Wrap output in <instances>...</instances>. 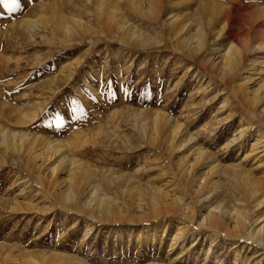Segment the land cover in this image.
Here are the masks:
<instances>
[{
    "label": "rangeland",
    "instance_id": "rangeland-1",
    "mask_svg": "<svg viewBox=\"0 0 264 264\" xmlns=\"http://www.w3.org/2000/svg\"><path fill=\"white\" fill-rule=\"evenodd\" d=\"M131 1L0 6V264H264L260 245L196 228L234 201L226 176L197 191L214 164L264 185V0ZM157 116L182 128L178 150Z\"/></svg>",
    "mask_w": 264,
    "mask_h": 264
},
{
    "label": "bare ground",
    "instance_id": "bare-ground-1",
    "mask_svg": "<svg viewBox=\"0 0 264 264\" xmlns=\"http://www.w3.org/2000/svg\"><path fill=\"white\" fill-rule=\"evenodd\" d=\"M135 1H138V0H135ZM130 2H132V1L130 0ZM131 6H132V4L130 5V7ZM132 8H134V7L132 6ZM134 9H137V8H134ZM111 13H112L113 16H116V17L118 15L115 12V10H112ZM113 19H114V17H113ZM129 30L133 33L134 30H135V28L132 27V26H130L129 27ZM199 32H200V29H199ZM126 33H127V31H126ZM134 34H136V33H134ZM199 36H200V38L199 37H195L196 38L195 41L197 43V44H195V46H199L200 43H203L204 42L203 41V37H201V35H199ZM191 40H193V37L190 38V39H187L186 42L187 41L189 42ZM200 47H202V46L200 45ZM200 47H196V48H199L200 49ZM260 47H264V43L262 45L260 44ZM245 48H247V41H246V39L241 42L240 47L237 44L234 45L233 43H231L230 45H228V47L226 49V52L224 54V57H223L224 58V61L222 63V71H223V73H225V74L231 73L238 66V64L241 63V60L243 58L241 59L240 54L242 56V52L241 51L242 50H245ZM216 63H218V62H216ZM242 76H243V74L240 73L239 77H242ZM263 87H264V83L261 86V88H263ZM253 96H254L253 97V101L251 100L252 101V104H258L260 102L259 94H257V92H256L255 95H253ZM253 106H255V105H253ZM257 116L258 115H256V117ZM259 116L261 117L260 118L261 120L259 122L262 124V126H264V110L260 111ZM157 118H158V116L156 117V119ZM166 122H165V120H163V121L160 120L159 121L157 119L156 120L155 127L156 128H161V129L164 128L166 130L165 133H167V135L164 138V142L169 145L168 148H170V150H178L180 148V146H181V143L184 142V140H185L182 137V134H181L182 133V128L179 126V127L175 128V129H173V127H170L169 125H167ZM263 132H261V134H259V137H260V139H263V141H264V134H263ZM262 134H263V136H262ZM261 142L262 141H260L259 143L261 144ZM12 144H15V142H12ZM53 148L56 149V150H61L62 147L60 145H55ZM200 159H204V157H203L202 154L197 158L196 163L198 161H200ZM215 161L216 160L214 159L213 160V163ZM194 165H195V163H186V164L182 165V162H181L180 163V166H179V170L181 171L180 172V175L186 176L187 174L191 173L192 172L191 170H193ZM226 172L229 173V175H227ZM218 173L221 174L220 175V178L219 179H217V178L214 179L212 176H214V175H216ZM222 176H226L227 177L226 181L228 182L226 184L230 185V187L233 185L232 186V187H234L233 189L236 190V191H233L232 190L233 192H231L232 195L234 196L233 197L234 198V201L233 200L232 201L235 202V204L233 202L231 203L232 206L230 204H228V205L231 206V210H228V209L222 210L219 207H217L215 209L214 208H210V209L207 208V209H205V213L201 214V216H200L201 217V220L197 224V227L196 228L202 229L203 227H206L207 228L206 230H208L210 228L211 229L212 228H218L219 230L223 231L227 235L233 236V235L236 234L235 236H239V237L243 238L246 241H249V242L251 241L252 243H255L257 245H260L264 249V214H261L262 212L260 213L261 216L259 215L260 217H257V220H259L258 222H257V220H252L250 218V216H249V211L250 210H252L253 212H256V211H261L260 209H263L264 208V185L261 184L262 182L255 181L256 179L254 180V178L252 176H250V174H246V173L242 172L239 168H236L234 166H231V167H228V168H222L219 164H214V166L211 167V171L204 174V177L205 178L203 179V181L200 182L197 191L198 192H200V191L202 192L204 189H206L207 186H210L209 187L210 188L209 190H213L214 191L216 187H219L218 186L219 184L223 183L222 182L223 180H221L222 179ZM81 184H83L82 186H85L86 183L83 182ZM79 188H81V187L79 186ZM97 190L98 189H96L95 191H97ZM236 192H237V194H236ZM69 195L67 194V196H69ZM72 195H70V196H72ZM67 196H66V199H68ZM94 196H95V194H94ZM161 196H163V195H161ZM78 199H79V197H78ZM94 199H95V204H96V202H98V204H99V201L96 200L97 199L96 196H95ZM165 201H166V199H165ZM179 201L178 200H176L174 202L171 201L172 203L170 202L171 204L168 205L169 208L167 209L168 210L167 212H170L172 210L177 209V205H178ZM77 202L79 203V201H77ZM84 204H86V203H84ZM98 204H97V206H98ZM100 204H101V202H100ZM185 205H186L185 203L182 205V207L180 208V212L185 213V215L186 214H189L190 215L189 208H188V206H185ZM151 208H153V211H156V212H157L156 209L159 210L158 204H156L155 202H152ZM185 218L189 221V222H186V223H188V225H190V226L194 225L192 223V222H194L192 215L189 216V217H185ZM227 221H230L232 223L233 229L230 230V228L226 227ZM250 225L253 226V227L250 228ZM31 262L32 261H29L28 260V264H31Z\"/></svg>",
    "mask_w": 264,
    "mask_h": 264
},
{
    "label": "snow or ice",
    "instance_id": "snow-or-ice-1",
    "mask_svg": "<svg viewBox=\"0 0 264 264\" xmlns=\"http://www.w3.org/2000/svg\"><path fill=\"white\" fill-rule=\"evenodd\" d=\"M0 6H2L6 11H12L21 6V0H0Z\"/></svg>",
    "mask_w": 264,
    "mask_h": 264
}]
</instances>
